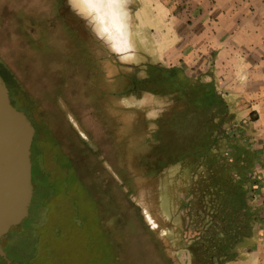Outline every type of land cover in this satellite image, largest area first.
<instances>
[{"label": "rangeland", "instance_id": "1", "mask_svg": "<svg viewBox=\"0 0 264 264\" xmlns=\"http://www.w3.org/2000/svg\"><path fill=\"white\" fill-rule=\"evenodd\" d=\"M41 1L50 8L51 0ZM25 2L27 0H0V57L18 69L28 82L26 89L34 94H37L38 83L46 84V87L52 85L55 90L53 84L63 82L65 86L58 85L49 99L48 95L42 96L41 100L35 98L36 104L45 112L61 106L70 113L72 109L83 113L86 127H82V131L92 148H84L80 168L59 148L40 150L38 165L49 156L62 161L54 166L49 163L48 167L53 183L60 184L53 191L59 192L45 202L44 209L37 210L38 217L33 219L30 229L22 226L16 229L18 225H15L8 232L13 241L21 238L20 243H23V240L32 241L36 237L39 241L35 254L20 249L22 257L14 264H196L188 246L202 231V224L197 222L192 204L185 205L193 199L187 193L193 173L192 159L159 166L153 149L160 135V120L184 100L183 92L173 88L165 91L166 87L155 79L158 69L152 64L158 62L156 50H169L172 42L162 45L154 28L158 26L168 41L174 39L171 26L161 23L167 18L160 8H156L159 5L153 6L151 0H136L133 23L142 33V40L137 41L134 53L117 56L118 62L102 57L108 50L100 41L95 44L93 38L87 40L89 51L83 49L84 66L87 62L96 65V74L91 79L86 72L82 77L78 71L82 58H56L49 52L38 51V46L20 23L24 17L22 10L28 5ZM59 3H62L66 17L72 18L69 22L77 27L75 32L89 34L83 21L70 11L66 0H59ZM138 5L141 7L137 13ZM151 11L162 19L154 22L150 18ZM30 12L35 14L33 9ZM56 37L58 35L52 36L54 40ZM65 37L68 38L66 32ZM87 56H92L94 62ZM159 63L168 68L166 72L177 68L180 76L186 74L206 79L205 73L210 72L206 68L195 70ZM126 64L134 66L126 67ZM137 73L147 74L149 79H138ZM135 86H140V90L132 91ZM144 90H147L148 102H152L149 92L171 101V107L160 119L147 120V109L138 111L119 104L121 97L133 93L139 96ZM57 94L62 102L55 96ZM63 94L68 98L71 110L67 108ZM66 154L70 153L66 151ZM29 222L27 217L21 223ZM24 250H31V247L24 243ZM246 259L243 254L234 264H243ZM0 264L6 263L0 258Z\"/></svg>", "mask_w": 264, "mask_h": 264}, {"label": "trees", "instance_id": "2", "mask_svg": "<svg viewBox=\"0 0 264 264\" xmlns=\"http://www.w3.org/2000/svg\"><path fill=\"white\" fill-rule=\"evenodd\" d=\"M152 65L158 69L155 79L166 87L165 91L173 88L184 93L183 103L173 106L160 120V135L153 149L159 166L192 159L193 173L187 193L193 199L185 205L192 204L202 231L193 237L188 248L196 264H234L264 234L259 172L264 167V157L251 140L254 129L251 123L237 117L211 71L205 73L210 79H204L180 76L177 68L166 72L168 68L159 62ZM0 74L6 83L13 82V74L1 64ZM32 173L30 222L19 223L16 229L19 226L30 229L33 219L38 217L37 210L44 209L45 202L59 192L53 188L60 184L53 183L41 164L37 168L32 166ZM10 235L0 238V244L14 258L8 262L0 256L6 264L21 259L20 249L35 254L39 248L37 237L20 243L21 238L13 241ZM24 243L31 250H24Z\"/></svg>", "mask_w": 264, "mask_h": 264}, {"label": "crops", "instance_id": "3", "mask_svg": "<svg viewBox=\"0 0 264 264\" xmlns=\"http://www.w3.org/2000/svg\"><path fill=\"white\" fill-rule=\"evenodd\" d=\"M151 2L159 5L156 8L167 18L161 23L170 25L174 36L173 40H164L160 28H154L162 45L172 42L169 50H156V61L195 70L210 69L220 92L235 107L237 117L251 123V140L264 157V0ZM150 13L154 22L162 19L154 11ZM206 79L210 76L206 75ZM259 172L262 200L264 167ZM245 257L243 264H264V234Z\"/></svg>", "mask_w": 264, "mask_h": 264}, {"label": "flooded vegetation", "instance_id": "4", "mask_svg": "<svg viewBox=\"0 0 264 264\" xmlns=\"http://www.w3.org/2000/svg\"><path fill=\"white\" fill-rule=\"evenodd\" d=\"M25 3L28 5L22 10L24 17L20 20V23H22L21 25L23 31L27 33L34 44L38 46V51L43 52L44 54L49 52L51 53V57L54 56L56 58L62 56H70L72 58L79 57V59L82 58L81 61L79 60V62H81V64L78 65L79 73L83 74L82 77H84V72H86L88 74V78L94 79V74H96V65L87 62L88 65L84 66V63L86 62H84L85 55L83 53V49L85 48L86 51H89V49L86 47L87 40L91 41V38H93V40L96 41L95 44H99V41L90 35V33L80 34L75 32L77 27H75L72 22H69V20L72 18L68 16L66 17V11H63L62 3H59V0H51L50 8L46 7V5L43 4L41 0H27ZM42 5L45 7H42ZM30 9H33L35 14H32ZM37 11H39V13L42 15H37ZM65 32L68 34V38L65 37ZM56 34L58 37H56L54 40L52 36H57ZM84 36L90 38L87 39ZM105 50L107 51L108 49ZM91 52L94 51L91 50ZM87 57L89 60L94 62L92 56ZM102 57L110 62H118L116 58L117 55L110 53L109 50L107 53H104ZM68 60L69 57L65 61L68 62ZM0 64L13 74V82L10 81V84L7 82L12 103L26 113L35 127V133L31 146L32 166H36L37 168V156L42 148H59V150L61 149V152L65 154L66 158H69L72 162H74L77 168H80V160L84 159V148H92L90 144L85 141V135L82 131V127L83 129L86 127L83 113L80 114L78 113L79 111H75V109L71 108L70 102L65 94H63L65 100L64 102L67 104L68 109H72H70L72 113L68 112L61 106H59L58 109L54 108L52 111L48 110L45 112L42 109L39 110L35 101V98L36 100L37 98L39 100L42 96L47 95L49 99L50 94L56 90L58 85L60 87L63 86V82L56 81L53 84L55 90L51 88L52 85L46 87V84L43 86L42 83H38L37 89H35L37 90V94H34L30 90L26 89L25 86L28 84V82L26 81V78H24V76L19 73L17 68L9 65V63H7L1 57ZM125 66L133 67L134 65L126 64ZM85 69L87 70L84 71ZM51 71L52 70H49V73H51ZM55 72H59L57 67ZM140 88V86H135L131 90L137 91L140 90ZM55 96L61 101L62 98L59 96V94ZM50 118H53L52 121ZM88 133L93 136L89 129ZM66 151H68L70 154H66ZM56 161L57 159L54 156H49L47 160L41 161V165L48 170L49 163L51 165L62 164L60 158L57 162ZM12 260L10 262H12Z\"/></svg>", "mask_w": 264, "mask_h": 264}, {"label": "water", "instance_id": "5", "mask_svg": "<svg viewBox=\"0 0 264 264\" xmlns=\"http://www.w3.org/2000/svg\"><path fill=\"white\" fill-rule=\"evenodd\" d=\"M34 133L33 123L12 103L9 88L0 74V238L29 215ZM0 256L9 262L13 259L1 244Z\"/></svg>", "mask_w": 264, "mask_h": 264}, {"label": "clouds", "instance_id": "6", "mask_svg": "<svg viewBox=\"0 0 264 264\" xmlns=\"http://www.w3.org/2000/svg\"><path fill=\"white\" fill-rule=\"evenodd\" d=\"M135 2L136 0H66L70 11L83 21L86 31L118 57L134 53L137 41L142 40V33L133 23L132 9ZM137 78L149 79V76L137 73ZM145 92L147 90L142 91L139 96L133 93L121 97L119 104L138 111L147 109V120L160 119L171 107V101L149 92L152 102H148Z\"/></svg>", "mask_w": 264, "mask_h": 264}, {"label": "bare ground", "instance_id": "7", "mask_svg": "<svg viewBox=\"0 0 264 264\" xmlns=\"http://www.w3.org/2000/svg\"><path fill=\"white\" fill-rule=\"evenodd\" d=\"M151 218V217H150ZM150 220H152V222H154L155 223V221H153V219L151 218Z\"/></svg>", "mask_w": 264, "mask_h": 264}]
</instances>
